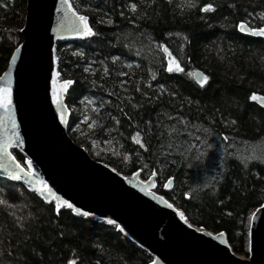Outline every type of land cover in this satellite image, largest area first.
Instances as JSON below:
<instances>
[{"label": "trees", "instance_id": "obj_1", "mask_svg": "<svg viewBox=\"0 0 264 264\" xmlns=\"http://www.w3.org/2000/svg\"><path fill=\"white\" fill-rule=\"evenodd\" d=\"M70 2L96 33L57 44L61 80L73 81L66 95L73 141L122 175L156 174L160 194L194 226L224 232L233 251L247 255L251 218L264 205V106L257 101L264 96V40L244 37L237 28L264 27V0ZM206 3L215 11H200ZM25 17L26 0H0V76L23 41ZM133 32L147 33L151 49L147 39L134 42L132 52L124 47V34ZM157 45L169 48L182 72L166 71L168 58ZM79 52L84 55H73ZM198 70L208 77L203 86L194 80ZM169 116L189 122L192 131L188 136L181 129L183 146L171 151L168 129L175 119ZM137 132L143 148L132 139ZM13 153L27 167L26 157ZM170 180L173 187L165 192ZM0 201V264L152 262L116 227L58 211L21 184L0 178Z\"/></svg>", "mask_w": 264, "mask_h": 264}, {"label": "water", "instance_id": "obj_2", "mask_svg": "<svg viewBox=\"0 0 264 264\" xmlns=\"http://www.w3.org/2000/svg\"><path fill=\"white\" fill-rule=\"evenodd\" d=\"M68 3L75 10L70 0ZM60 6V0H26L25 24L21 30L23 41L17 47L21 50L13 52L6 71L0 76L9 73L5 82L11 85L14 118L24 141L19 148L13 147L9 151L15 157L13 152L17 150L27 160H32V171L43 183L29 186L9 179L2 171L0 178L21 184L56 208L59 205L58 211L73 212L63 205L62 200H67L74 208L91 213L85 218L106 224L108 220H114L116 223L110 226L118 230L123 228L121 233L151 256V264H264V205L251 219L249 240L253 251L249 252L248 259L241 258L231 248L224 232L215 234L183 222L182 211L152 190L156 175L146 181L139 179L140 172L122 175L115 168L93 159L84 147L73 141L68 130L71 110L66 104L71 85L63 91L61 74L55 75L59 72L57 44L91 37L79 38L61 30L62 13L57 11ZM243 24L247 30L241 32L238 25L240 35L264 40V36L253 35L254 29ZM13 55L15 63L12 62ZM203 76L204 73L198 70L194 80L203 83ZM54 90L63 106L61 110L53 102ZM257 101L264 106V96L258 97ZM2 115L4 113L0 111ZM4 125L10 127L7 119ZM3 135L6 133L0 128V136ZM16 162L28 171L17 159ZM172 185L170 180L165 192H169ZM36 188L45 193L50 188L62 200L41 196L34 190Z\"/></svg>", "mask_w": 264, "mask_h": 264}, {"label": "snow or ice", "instance_id": "obj_3", "mask_svg": "<svg viewBox=\"0 0 264 264\" xmlns=\"http://www.w3.org/2000/svg\"><path fill=\"white\" fill-rule=\"evenodd\" d=\"M172 0H169V3H171ZM60 8L57 9L58 12L62 13L61 19L59 21V27L61 30H67L74 34L75 36L79 38H87V37H92L96 35V33L93 30V27L89 25V17L86 15H80L78 14L75 10L72 9V6L68 3V0H60ZM190 7H195V4L190 5ZM130 9L133 13L137 11V4L132 3L130 5ZM200 11L209 13V12H214L215 9L211 3H206ZM262 19H264V14L261 16ZM108 23H111V20L109 19ZM239 30L241 32H245L246 25L241 23L239 25ZM253 35L256 36H264V27L254 29L252 31ZM119 39V38H118ZM123 41H127V43H123V46L128 48L130 52L133 51V43H143L144 39H147L149 41L147 47L151 49V37L148 36L147 33H139L137 35L135 32L133 33H126L123 36ZM157 48L162 51L163 54L168 58V63L166 67V71L168 73L172 72H182L183 69L180 67L179 62L173 57L172 53L169 51V48L164 46V45H157ZM20 48H16V52H20ZM73 55H79L83 56L84 54L82 52L79 53H73ZM135 55L140 56L141 55V49L136 48L135 49ZM120 60L119 56L113 57V64H115L117 61ZM12 62H16V57L13 55L12 57ZM125 67L132 68L133 66L131 64L125 65ZM139 67V65H137ZM91 70V65L89 67H86L84 71H90ZM103 72L105 76L109 74V68L104 67ZM119 75H128V73L124 72H119ZM9 75V73H5V77L0 78V111L4 113V115L0 116V128L3 129L4 133L6 135L0 136V171L4 172L9 179L13 181H21L26 183V185H34L37 184V182L43 183V181L40 179V177L37 175L36 172L32 171L33 168V161L32 160H27V168L28 171H25L24 168H22L17 162L16 158L12 155V152L9 151L10 148L16 147L19 148L23 143V137H21L18 128L19 125L16 123L15 118H14V108H13V101H12V89L10 83L5 82V78ZM56 76H59L60 73L57 72L55 74ZM104 77H101L103 79ZM151 79L155 80L156 79V74L151 73ZM203 81H207L208 77L203 76L202 77ZM53 83L55 84V80H53ZM73 81L71 79H65L64 80V88L63 91H66L68 86L72 85ZM201 86H203V83H201ZM148 87L151 88V84H148ZM139 88H136V91H139ZM161 92L164 91L163 86H160ZM53 97L54 100L53 102L57 104L58 110L62 109V104L56 97L55 91L53 92ZM152 97H148V100H151ZM251 99L256 100L257 97L253 95ZM100 105L103 106L105 101L103 98H100ZM87 103L92 104L95 103L92 100H88ZM135 107V106H134ZM66 110V109H64ZM96 111V109H94ZM167 115V113H165ZM7 119L8 124H10V127H6L4 125V120ZM169 120L175 119V123L172 124L169 129H168V145L167 147L169 148V151L179 148L183 146V141L180 139L181 137V129L188 135H192V131L189 130V122L184 121L180 117L173 118L171 116L168 117ZM61 122L63 123V116L61 115ZM116 123H119V121H116ZM197 126L196 125H191L192 130H196ZM202 131L207 132V129H203ZM140 133L137 132L135 136L132 137V139L135 141V143L139 144L141 148L144 147V144L141 143L140 140L136 139L137 136H139ZM198 139V137H197ZM225 140H227V137H225ZM257 158V157H253ZM261 162H264V158H261ZM35 191L39 192L41 196H46V197H55L56 201H61L62 198L60 196H56L55 193L52 191V189L48 188L46 193L44 191H41L39 188L34 189ZM0 203H3V201H0ZM63 205L68 208L72 209L73 212L76 215H80L83 217H89L91 215L90 212L88 211H81L80 208H74L73 204L69 203L67 200H62ZM168 207H171V205H168ZM59 208V205H57V209ZM59 212L57 211V215ZM181 219H183V213L180 214ZM187 223V221H185ZM107 223L109 225H114L116 222L114 220H108ZM119 227V225H116ZM191 226V225H189ZM120 232H124L123 228H119ZM208 235H211L208 233ZM249 252L253 251V246L250 244L248 248Z\"/></svg>", "mask_w": 264, "mask_h": 264}, {"label": "rangeland", "instance_id": "obj_4", "mask_svg": "<svg viewBox=\"0 0 264 264\" xmlns=\"http://www.w3.org/2000/svg\"><path fill=\"white\" fill-rule=\"evenodd\" d=\"M101 152L103 153V152H108V150L107 149H103V151L101 150ZM113 156L114 157H116L117 155H116V153L114 152L113 153ZM26 162H27V159H26ZM102 163V162H101ZM105 164V163H104ZM27 165V164H26ZM107 165V164H106ZM140 174V176H139V179L140 180H142V181H146V179L147 178H149V177H151V176H153V175H156V174H153V175H151V176H143L142 175V173H139ZM156 177H157V175H156ZM158 178V177H157ZM157 178H156V180H155V185H154V187H153V191H155V192H157L158 194H160L161 192V190H160V188L158 187V182H157ZM167 187V186H166ZM172 187H173V185H172ZM165 189V188H164ZM164 189H162V190H164ZM160 195H162V194H160ZM163 196V195H162ZM165 197V196H164ZM166 198V197H165ZM167 199V198H166ZM168 200V199H167ZM169 201V200H168ZM179 209V208H178ZM180 210V209H179ZM182 211V210H181ZM183 212V211H182ZM185 214V213H184ZM187 217V216H186ZM253 217V216H252ZM252 219V218H251ZM236 255H238L237 253H236ZM239 257H241V258H244V259H248V257H249V251H248V254L247 255H238Z\"/></svg>", "mask_w": 264, "mask_h": 264}, {"label": "bare ground", "instance_id": "obj_5", "mask_svg": "<svg viewBox=\"0 0 264 264\" xmlns=\"http://www.w3.org/2000/svg\"><path fill=\"white\" fill-rule=\"evenodd\" d=\"M63 86H64V84H63ZM55 91V90H54ZM56 93V92H55ZM142 173V172H141ZM153 190V189H152ZM181 213H183V222H185V221H187V223L188 224H190L191 222L187 219V217L184 215V212H181ZM180 218H181V216H180ZM186 223V222H185ZM117 229V228H116Z\"/></svg>", "mask_w": 264, "mask_h": 264}, {"label": "clouds", "instance_id": "obj_6", "mask_svg": "<svg viewBox=\"0 0 264 264\" xmlns=\"http://www.w3.org/2000/svg\"><path fill=\"white\" fill-rule=\"evenodd\" d=\"M192 224V223H191ZM249 258V257H248Z\"/></svg>", "mask_w": 264, "mask_h": 264}]
</instances>
